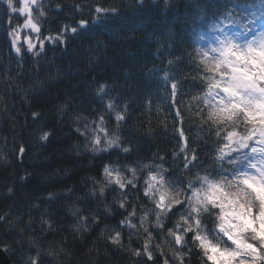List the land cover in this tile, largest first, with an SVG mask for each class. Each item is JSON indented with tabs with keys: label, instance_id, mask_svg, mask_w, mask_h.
<instances>
[{
	"label": "trees",
	"instance_id": "16d2710c",
	"mask_svg": "<svg viewBox=\"0 0 264 264\" xmlns=\"http://www.w3.org/2000/svg\"><path fill=\"white\" fill-rule=\"evenodd\" d=\"M13 4L18 9L20 0ZM96 7L116 11L97 14ZM32 11L41 29L39 41L45 42L43 51L35 55L21 46L17 55L9 33L24 17L0 0V247L13 264H32L33 258L38 264H163L161 252L175 264L170 249L176 246L167 227L178 215L172 222L165 220L162 234L153 232L152 261L133 254L143 251V231L119 221L133 204L152 207L143 197L148 170L141 165L163 163L186 182L197 172L203 175V168L211 164L217 137L194 115L197 106L204 107L193 99L203 90L200 80L193 79L198 50L217 44L221 33L215 25L229 34L243 33L246 25L245 37L264 27V0H144L143 5L138 0H39ZM82 19L88 22L86 28L77 27ZM73 27L76 33L71 32ZM58 35L63 42L47 41ZM174 79L181 85L175 103ZM101 85L103 93L98 92ZM177 108L184 115L189 147L199 158L190 171L183 169V154L173 156L179 153L180 142ZM117 112L124 116L122 121L116 120ZM100 115L109 136H119L121 148H131L130 154L116 148L91 150L93 121L98 123ZM85 125L87 138L81 135ZM237 131L243 133V126ZM44 133L46 140L41 139ZM105 164L118 165L129 176L124 166L137 168L139 191L124 190L126 209L119 208L124 197L118 188L113 190L115 186H108L103 197L92 196L104 182ZM106 205L111 206L110 214L104 211ZM142 211L137 209L132 223H138ZM94 216L100 217L99 223ZM117 231L121 246L108 239ZM184 264L205 261L193 249Z\"/></svg>",
	"mask_w": 264,
	"mask_h": 264
},
{
	"label": "snow or ice",
	"instance_id": "6c2138e0",
	"mask_svg": "<svg viewBox=\"0 0 264 264\" xmlns=\"http://www.w3.org/2000/svg\"><path fill=\"white\" fill-rule=\"evenodd\" d=\"M143 5L144 0H138ZM21 7L17 9L13 0H7V6L12 12H19L26 16L23 27L33 32L41 31L37 22H34L32 6L39 7V0H20ZM116 9H104L96 7L97 14L115 12ZM40 16L44 12L39 13ZM88 22L80 20L79 28H86ZM77 27L71 28L72 33L77 32ZM221 33L216 37L217 44L208 50H198L200 56L197 68V76L203 85L202 94L194 96V100H201L204 107L199 106L194 113L199 118L202 128L205 126L210 133L217 137V147L212 155V162L203 168L204 174L196 173L192 179L185 180L176 175V170L169 171L160 165L152 166L143 164L148 173L144 179L143 197L152 205L147 208L143 204L131 205V211L119 221L121 226L143 231L145 242L143 251H134L136 256H146L148 261L154 259L150 250L153 232L160 230L162 234L166 228L165 220L172 222V218L178 215L172 227H167V236L172 238L176 246L170 249L172 261L175 264H184L185 255L193 249H198L205 264H264V32L259 37L241 39L249 30L242 26L244 32H232L229 34L225 28L214 26ZM12 48L17 55H21L22 48L18 44L19 33L13 29ZM203 38V37H201ZM54 42H63L62 36L48 37ZM27 51L39 55L34 50L37 45L32 39L26 38ZM40 51H43L44 43H39ZM171 63V61H170ZM167 79V77H165ZM179 80L171 83V98L175 103V96L180 87ZM104 85L98 92L103 93ZM112 109L111 102L107 105ZM205 108L207 112L205 113ZM191 110V108L189 109ZM176 122L179 127V153L183 154V169L190 171L199 163L195 148H190V141L183 128L184 115L180 108L175 111ZM124 116L117 112L116 120L122 121ZM96 128L92 131L91 150L94 153L107 152L109 149H120L125 154H130L129 147L121 148L120 137H110L105 127L104 116L100 115ZM243 126L244 132L237 131ZM80 132V129H77ZM89 132L85 125L81 135ZM103 133V137L99 134ZM48 138L44 133L42 140ZM20 152L24 149L21 147ZM163 160V158H161ZM129 175L121 172L118 165L105 164L103 167V180L98 194L93 190L92 196L103 197L108 186L118 188L120 209H126L127 195L125 189H136L139 183L137 168L133 165H125ZM138 199L137 197H133ZM143 209L138 217V223H132L137 218V209ZM105 213H111V206H105ZM80 212H73L76 216ZM3 217H0L2 220ZM81 219L87 223L88 217ZM93 220L100 222L99 216ZM212 228L209 229L208 224ZM151 229V230H150ZM113 245L121 246V232L117 231L108 237ZM191 243L192 248H187ZM159 249L160 245H156ZM187 248V252L181 249ZM164 257L163 264H170L167 254L161 252ZM32 264H38L35 258Z\"/></svg>",
	"mask_w": 264,
	"mask_h": 264
},
{
	"label": "rangeland",
	"instance_id": "374dc122",
	"mask_svg": "<svg viewBox=\"0 0 264 264\" xmlns=\"http://www.w3.org/2000/svg\"><path fill=\"white\" fill-rule=\"evenodd\" d=\"M5 2L7 3V0H5ZM16 4H14V6H15ZM22 5H21V3H20V7H21ZM19 7V8H20ZM33 7V6H32ZM18 8V9H19ZM15 14H19L20 15V13L17 11V12H15ZM23 17H24V20L26 19V16H24V15H22ZM24 20H23V22H22V24H21V26L19 27V28H16V31L19 33V36H20V39H19V41H18V44L20 45V46H24V47H26V49H27V44H26V38H31L32 39V42L34 43V44H36L37 45V48L34 50V51H38V50H40V47H39V43H40V41H39V38H38V36H37V33H35V32H33L31 29H29V28H24L23 27V24H24ZM262 32H264V27H262V26H260L259 28H257L256 30H254L253 32H251V34H249V35H247L246 37H245V35H243L242 37H241V39H251L253 36H256V37H259V34L260 33H262ZM12 40H13V36L11 35V42H12ZM47 41H52V40H48L47 39ZM44 43V45H45V42H43Z\"/></svg>",
	"mask_w": 264,
	"mask_h": 264
},
{
	"label": "water",
	"instance_id": "95a60500",
	"mask_svg": "<svg viewBox=\"0 0 264 264\" xmlns=\"http://www.w3.org/2000/svg\"><path fill=\"white\" fill-rule=\"evenodd\" d=\"M0 264H13L4 249L0 247Z\"/></svg>",
	"mask_w": 264,
	"mask_h": 264
}]
</instances>
